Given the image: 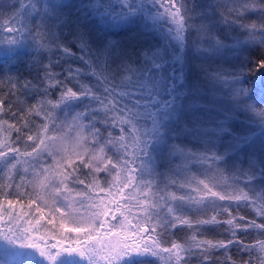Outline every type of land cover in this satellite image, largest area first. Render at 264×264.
<instances>
[{
  "label": "snow or ice",
  "instance_id": "6c2138e0",
  "mask_svg": "<svg viewBox=\"0 0 264 264\" xmlns=\"http://www.w3.org/2000/svg\"><path fill=\"white\" fill-rule=\"evenodd\" d=\"M0 93V264H264V0H0Z\"/></svg>",
  "mask_w": 264,
  "mask_h": 264
},
{
  "label": "trees",
  "instance_id": "16d2710c",
  "mask_svg": "<svg viewBox=\"0 0 264 264\" xmlns=\"http://www.w3.org/2000/svg\"><path fill=\"white\" fill-rule=\"evenodd\" d=\"M13 2H15V0H7V3H13ZM253 19H254V17H253ZM26 59V58H25ZM53 59H55V57H53ZM21 66L19 65V64H17L16 66H14V67H12V73L14 74L16 71H17V69L18 68H20ZM56 71H59L60 69L59 68H57V69H55ZM27 73L25 72V75H26ZM0 95H3V93H0ZM5 118H7V117H5ZM160 162L159 161H157V164H159ZM178 164H180V161L179 160H174L173 161V163H172V166L173 167H176ZM156 171L157 172H166V168H164V167H157L156 168ZM201 171H202V169H201ZM191 172H193V173H195L196 172V169L195 168H192L191 169ZM200 178L201 179H203L204 177L203 176H200ZM18 181H19V176H18V179H17ZM2 182H4V180H0V183H2ZM170 190H172V191H176V189L175 188H173V189H170ZM178 194H183V192H178ZM221 204H223L224 202H220ZM212 213H211V211L210 210H208V211H206V212H192V213H189V215H191L193 218H201V217H205L206 218V216H208V215H211ZM241 214L242 215H246V216H248V218H253L254 217V213L251 211V209H241ZM221 219H224V218H226L225 216H221L220 217ZM227 227V225H224V228H226ZM223 228H221V227H216V226H206V228L204 229V235L206 236V237H208V238H213V237H215V238H220V239H223L224 237L223 236H220V233L221 232H223ZM187 229L185 228V229H183V230H181V231H175L174 230V232H175V234H174V236H172L171 238H183L184 236H185V234L187 233ZM246 239V241H249L250 240V238H245ZM232 254L233 255H236V249L235 248H233L232 249ZM217 255H222V254H217Z\"/></svg>",
  "mask_w": 264,
  "mask_h": 264
},
{
  "label": "rangeland",
  "instance_id": "374dc122",
  "mask_svg": "<svg viewBox=\"0 0 264 264\" xmlns=\"http://www.w3.org/2000/svg\"><path fill=\"white\" fill-rule=\"evenodd\" d=\"M202 171H203V170H202ZM17 179H18V176H16V177H15V180L18 182V180H17ZM19 180H20V176H19Z\"/></svg>",
  "mask_w": 264,
  "mask_h": 264
}]
</instances>
